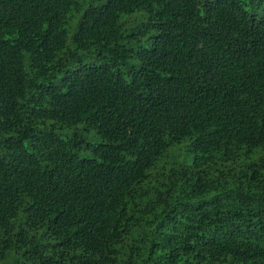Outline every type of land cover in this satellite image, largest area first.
Instances as JSON below:
<instances>
[{
  "label": "trees",
  "instance_id": "trees-1",
  "mask_svg": "<svg viewBox=\"0 0 264 264\" xmlns=\"http://www.w3.org/2000/svg\"><path fill=\"white\" fill-rule=\"evenodd\" d=\"M257 2L0 0V264H264Z\"/></svg>",
  "mask_w": 264,
  "mask_h": 264
},
{
  "label": "rangeland",
  "instance_id": "rangeland-1",
  "mask_svg": "<svg viewBox=\"0 0 264 264\" xmlns=\"http://www.w3.org/2000/svg\"><path fill=\"white\" fill-rule=\"evenodd\" d=\"M246 1L248 2L247 8L250 13H256L259 11V5H258L257 0H246ZM262 5H264V3ZM71 34H72V31L69 33V37L71 36ZM79 128L80 127H78V129ZM86 139L91 143H97L100 141L99 138L95 137L93 134L92 135L90 134L89 136H87ZM81 156H87V154L81 153Z\"/></svg>",
  "mask_w": 264,
  "mask_h": 264
}]
</instances>
